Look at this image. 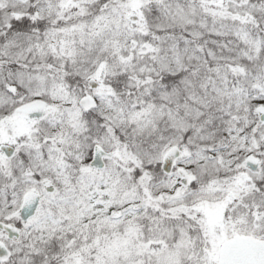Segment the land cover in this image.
Here are the masks:
<instances>
[{
	"label": "snow or ice",
	"instance_id": "snow-or-ice-1",
	"mask_svg": "<svg viewBox=\"0 0 264 264\" xmlns=\"http://www.w3.org/2000/svg\"><path fill=\"white\" fill-rule=\"evenodd\" d=\"M0 264H264V0H0Z\"/></svg>",
	"mask_w": 264,
	"mask_h": 264
}]
</instances>
